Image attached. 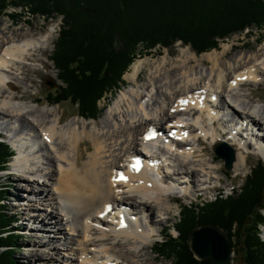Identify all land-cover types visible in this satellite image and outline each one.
Segmentation results:
<instances>
[{
    "label": "bare ground",
    "instance_id": "1",
    "mask_svg": "<svg viewBox=\"0 0 264 264\" xmlns=\"http://www.w3.org/2000/svg\"><path fill=\"white\" fill-rule=\"evenodd\" d=\"M7 29L0 27V129L13 133L5 142L21 150H13L10 162L15 179L24 181L16 185L11 218L36 238L30 264H157L149 249L156 252L154 242L172 220L178 197L221 189V168L200 158L203 141L234 146L237 174L255 152L250 137L264 150V107L255 106L254 93L239 92L264 83V42L233 61L221 62L233 49L228 45L201 58L183 50L174 67L157 65L141 84L148 61L139 59L125 75L130 85L100 120L66 122L59 107L40 104L23 78L36 72L30 65L41 61L53 30L7 35ZM205 59L212 63L208 71L190 67ZM151 130L167 140L152 152L146 148ZM133 157L145 161L140 171L125 163ZM112 204L121 211L106 215Z\"/></svg>",
    "mask_w": 264,
    "mask_h": 264
},
{
    "label": "trees",
    "instance_id": "2",
    "mask_svg": "<svg viewBox=\"0 0 264 264\" xmlns=\"http://www.w3.org/2000/svg\"><path fill=\"white\" fill-rule=\"evenodd\" d=\"M10 7L62 18L51 59L62 83L48 93L47 101L52 106L71 103L85 119L102 115L100 102L116 96L131 65L153 50L182 42L201 55L232 35L264 26L263 0H0V17L9 15ZM12 153L0 137V172ZM5 197L0 191V264H20L15 253L23 237L12 230L1 204ZM180 215L177 238L185 236L186 243L165 235L157 254L175 256L176 264H214L194 256L190 235L204 225H217L230 236L232 253L242 257L241 264H264V163L255 164L233 193L186 205Z\"/></svg>",
    "mask_w": 264,
    "mask_h": 264
},
{
    "label": "rangeland",
    "instance_id": "3",
    "mask_svg": "<svg viewBox=\"0 0 264 264\" xmlns=\"http://www.w3.org/2000/svg\"><path fill=\"white\" fill-rule=\"evenodd\" d=\"M263 2H264V0H263ZM7 13L9 15L0 17V27H3V28L4 27L6 28V26L8 27L7 35H13V33L18 31L19 29L23 30V31H28L31 28H36L37 29L36 32H38V31H41V32L50 31L51 29L53 30L51 43L49 44L48 49L45 50L44 54L41 56V61L38 62L37 64L30 65V68L35 67L34 69L33 68H31V69L32 70L36 69L35 70L36 72L35 73H31V72L28 73V77L23 75V78H25V80H24L25 82L30 80V82H27V84L30 86L29 89H30V91H32L31 93L34 95V97L43 101V103H40V104H42V105L48 104V101H47L48 93L50 91H54L55 89H57L58 85H60L62 83L57 76L58 71H57V69H55V66L51 60L52 56H53L54 48H55V42L59 37V31H60V27L62 25V18L61 17H54V18L48 19L47 17L45 18V17L39 16V15L30 14L28 9H25V8L19 9V8H15V7H10L9 10L7 11ZM10 15H14V17L16 16V19H13L14 17L12 18ZM263 42H264V26L261 28L251 29L250 31L246 30L242 34L232 35L230 38H228L227 40L222 42L218 49H215L212 51L220 52L221 50H223V48L225 46H227V45L232 46L233 49H231L232 51H230V53H229L230 55H228V57H226V58L224 57L221 60V62L226 61V60H232L233 61V60H235L236 56L244 54L245 52H251L252 53V51L250 49L253 48L252 50H256L260 46V44H262ZM141 50H142V48H141ZM183 50L184 51L189 50V52L191 54H196L197 57H199V58L203 57V55H205V54L212 52L210 50L209 52L198 55L190 46L183 45L182 42H177L174 46H172L170 48H161V49L157 48V49L153 50L150 55L143 56V57L139 58V59H146L148 61V65L146 66V69H145L146 72L142 73V76L140 78V80H141L140 84L142 83V80L145 81V79L148 78V76H149L148 73L151 72L152 69H155V67L157 65H159V64L164 65L165 71L170 69L171 67H174L173 64L179 60L180 56H182L181 51H183ZM139 59H137V60H139ZM137 60L135 62H137ZM166 62L168 63L167 67H165ZM211 65H212V63L205 59L201 65H199L195 61V63L194 62L191 63L190 67H195V68L198 67L199 71L201 70V68H204V71H208ZM37 70H38V73H37ZM125 75H124V80L126 81V85L123 86V88L121 90H124L126 88V86L130 85V83L125 78ZM47 82H51L52 86L47 85L46 84ZM247 84H245V85H247ZM250 85L244 86L239 92L242 94L254 93L253 98L255 100H257L254 102L255 106H258V107L261 106L263 108L264 107V83H260L257 85L252 83ZM19 87H20L21 91H24L27 88L26 86L24 87L23 85H20ZM118 94L116 96H114L113 98H112V96H110L109 98H106L100 102L99 106L103 112H102V115L98 119H86V120H92V121L93 120H100L105 115L109 106L113 103V101L118 96ZM240 102L241 101H239V103ZM55 106L59 107V110H60L59 112L65 116L66 122L68 120L70 121V120L74 119L76 116L80 117V116H78L77 107L71 105V103H61V104L55 105ZM240 115L244 116L242 114H240ZM80 118H82V117H80ZM0 135H2V137H3L2 140L6 141V142H8V141L10 142V139L14 136L13 133L8 132V131H3V130L1 131V129H0ZM214 146L215 145H212L210 143V141H208V140L203 141V147H202L203 153L201 154L200 158H206V159L211 160L213 165L219 166L221 168V170L223 172H225L227 169L225 170L224 162H223L224 160H222L221 158L216 156V154L214 152ZM232 147H234V146H232ZM35 149H38V147L35 146ZM214 156L217 157L218 161L215 160ZM38 157L40 158V160H42L41 153H38ZM248 161H249V163L247 165L246 171L243 172L240 176H239L240 173L237 174V173L233 172L232 169L230 170L232 172L226 171L230 174V175H228V178L226 175L222 174V171L220 172V176L223 178V180H222V183H218L217 186H219V188L220 187L223 188V191H224L223 193L227 194L232 189L241 188L246 181L245 180L246 175L251 172V168L255 164H257L259 161L262 162L261 158L258 156L257 157H250ZM12 169H15V168L13 167V165L11 163L8 171L2 170L0 172V191L4 192V194L6 195L5 200H3L1 204H3L2 205V206H4L3 209L6 212V215L8 217H13L14 213L17 212L16 210H14V207H12L10 204H11V201L12 202L16 201L15 200L16 199V194H15L16 185L20 184L21 182L22 183L24 182L22 179L21 180L15 179L14 173H16V171H13ZM8 173H9V176H11V177H9V179H8ZM19 173L23 174L22 171H19ZM12 176H13V178H12ZM10 178H12L13 181H10ZM6 181L7 182L9 181V183H7ZM40 186H41V184L39 183V187ZM21 193L24 194L23 191H21ZM218 193H219V189L214 191V192L210 191L209 193L208 192L207 193H205V192L200 193L198 197L196 195L195 196L190 195V196H188V198H183L179 202H176L177 206L174 209L172 220L169 223L164 224L163 228L165 229V233L162 234V237L161 236L158 237L157 241L154 242L155 248L159 247L161 244H163L166 241V239L168 237L167 236L165 237V235H169V236H171V238H175V239L177 238L178 232H177V230H174L173 227H175L178 224L179 217H180V211L182 210V208L184 206L190 205V204L192 206H196L197 204L205 203L207 201H211ZM195 194H196V192H195ZM21 200L23 202H26L25 198H21ZM20 207L22 209V206H19V208ZM11 220H13L11 223L12 224L11 226H12V230H13L14 234H17V235L24 238V239L18 240V247H20V249H18V250L16 249L15 258L18 261V263H20V264H30V259H29L30 253L29 252L32 249L31 240L34 241L36 238L33 239L32 237H29L28 234L26 233V226L20 227V224L18 223V220L16 218H13V219L11 218ZM47 234H51V233L49 232ZM63 236H64V234H63ZM69 238H72L71 235L69 236ZM261 238L264 240V225L261 227ZM177 239H178L177 241L181 245H184L186 243V237L185 236L181 239H179V238H177ZM63 243H64L63 241L59 242V246H60V244H63ZM43 250L45 253L48 252L46 249H43ZM149 251L152 252V253H149L150 258L153 259L154 256H157V262H156L157 264L158 263L176 264L175 256L167 257V256L159 255V254H157V251L153 252V250L151 248L149 249ZM241 252H242L241 254H243V251H241ZM48 256H47V259L50 260V258ZM231 257H232V263L231 264H241L242 257L238 256V253L235 252L234 254H232ZM60 261L63 262V258ZM33 263L36 264L37 262H33Z\"/></svg>",
    "mask_w": 264,
    "mask_h": 264
},
{
    "label": "water",
    "instance_id": "4",
    "mask_svg": "<svg viewBox=\"0 0 264 264\" xmlns=\"http://www.w3.org/2000/svg\"><path fill=\"white\" fill-rule=\"evenodd\" d=\"M47 85L52 86L51 82ZM215 154L225 160L226 168L231 170L235 161V151L226 144H218ZM232 240L226 231L217 225H204L193 230L190 235V249L200 260L212 259L214 264L232 263Z\"/></svg>",
    "mask_w": 264,
    "mask_h": 264
},
{
    "label": "snow or ice",
    "instance_id": "5",
    "mask_svg": "<svg viewBox=\"0 0 264 264\" xmlns=\"http://www.w3.org/2000/svg\"><path fill=\"white\" fill-rule=\"evenodd\" d=\"M148 138H152V137L149 136ZM119 179L120 180H126L127 178L121 173V174H119Z\"/></svg>",
    "mask_w": 264,
    "mask_h": 264
}]
</instances>
